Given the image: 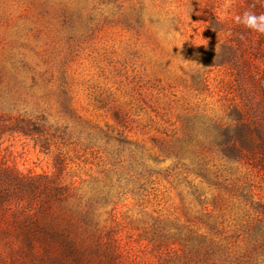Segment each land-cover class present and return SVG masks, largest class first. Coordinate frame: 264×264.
<instances>
[{
	"label": "rangeland",
	"instance_id": "rangeland-1",
	"mask_svg": "<svg viewBox=\"0 0 264 264\" xmlns=\"http://www.w3.org/2000/svg\"><path fill=\"white\" fill-rule=\"evenodd\" d=\"M246 11L264 0H0V174L22 190L0 202V264H264V33ZM22 116L56 132L47 148L6 127ZM241 125L253 156L219 143ZM59 156L63 201L41 190ZM37 217L67 238L29 245Z\"/></svg>",
	"mask_w": 264,
	"mask_h": 264
},
{
	"label": "trees",
	"instance_id": "trees-1",
	"mask_svg": "<svg viewBox=\"0 0 264 264\" xmlns=\"http://www.w3.org/2000/svg\"><path fill=\"white\" fill-rule=\"evenodd\" d=\"M6 127L9 128V130H11L12 132H16L26 137L36 136L38 140L41 139L39 141H41L42 146L46 148L48 147L47 138L50 136L49 134L55 136L57 135L56 132H51L49 130L45 122L23 116L16 117L14 121ZM219 128V134L224 135L222 141H220L219 143L224 149V151H227V155L241 156L246 150L247 152H249L250 156H253V142L252 139H250L249 132H252V130L254 129H251L250 127H248V125L235 126L232 130L228 126L224 127L223 129H221L222 127ZM255 132L258 133L256 129ZM197 133L198 132H196L193 128H190L186 131L185 137H183V139H180V141L185 140L184 138H188V141H191V139L195 137ZM182 144L183 143H181L180 145L181 149H183ZM55 167L57 168L58 176L50 177L48 183L43 185L41 187V190L43 191V195L46 196L47 199H57L58 201H63L64 199H66L67 194L70 191V185L65 183L64 180L59 177L66 167L64 160L60 156L58 157L57 162L55 163ZM21 178H23V176H20L18 182L22 180ZM14 184L15 183L13 182L4 180L2 178V175L0 174V202H2V200L10 194L11 190L15 188ZM35 185L36 184L34 183H28L27 185H25V188L27 189V191L30 192L33 191V188L36 187ZM13 191L16 193H22L21 188H16ZM22 222L23 221H19V224L22 225L23 230H25V238L29 245H32V235L42 239L43 241H49L50 238L56 241H60L61 239L67 238L58 227V224L55 223L53 220L47 221L43 220L42 217H37L36 219L27 223Z\"/></svg>",
	"mask_w": 264,
	"mask_h": 264
},
{
	"label": "clouds",
	"instance_id": "clouds-1",
	"mask_svg": "<svg viewBox=\"0 0 264 264\" xmlns=\"http://www.w3.org/2000/svg\"><path fill=\"white\" fill-rule=\"evenodd\" d=\"M235 19L237 23H242L248 28L264 33V14L256 15L246 11L242 16H237Z\"/></svg>",
	"mask_w": 264,
	"mask_h": 264
}]
</instances>
